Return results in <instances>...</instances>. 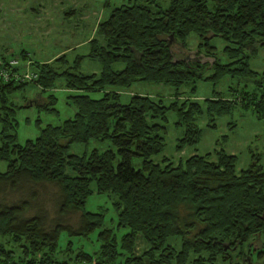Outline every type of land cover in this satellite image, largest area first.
Segmentation results:
<instances>
[{
  "label": "trees",
  "instance_id": "trees-1",
  "mask_svg": "<svg viewBox=\"0 0 264 264\" xmlns=\"http://www.w3.org/2000/svg\"><path fill=\"white\" fill-rule=\"evenodd\" d=\"M191 32L200 39L192 51L185 42ZM213 36L224 41L228 60L216 56ZM87 43V52L72 59L66 51L35 59L23 48L0 55L1 65L17 57V65L6 66L37 73L33 80L0 77V159L6 161L0 170V264H237L246 256L264 261V240L258 247L253 243L264 235V166L257 155L239 170L237 155L222 145L214 147L215 158L210 151L176 164L152 157L164 147L160 120L169 109L184 125L177 147L199 140L196 112L205 110L213 120L239 105L264 118V66L257 70L249 62L264 45V0H128L109 8ZM85 57L96 58L100 70L81 71ZM228 75L242 81L228 86L230 96L213 90L202 102L192 94L182 97L183 84L195 90L198 79L215 84ZM59 78L73 91L66 96L74 113L57 124L37 122L38 134L19 142L13 114L22 105L11 96L28 84L54 87ZM138 80L173 85L168 104L147 93L120 101L119 89ZM94 91L100 95L92 96ZM54 99L49 94L43 106L53 108L48 104ZM91 139L108 146L68 151L71 143ZM45 183L58 187L53 212L32 202V186ZM26 189L30 198L21 195ZM106 191L116 195L117 229L126 228L119 236L103 226L102 211L84 209L90 194ZM75 211L76 224L67 220ZM96 228L97 246L89 250L81 240ZM139 237L144 245L137 252Z\"/></svg>",
  "mask_w": 264,
  "mask_h": 264
},
{
  "label": "rangeland",
  "instance_id": "rangeland-1",
  "mask_svg": "<svg viewBox=\"0 0 264 264\" xmlns=\"http://www.w3.org/2000/svg\"><path fill=\"white\" fill-rule=\"evenodd\" d=\"M124 1L128 0H0V55L9 56L23 48L29 50L28 54L35 59H52L61 51H66L67 56L72 59L77 53L87 52L89 47L87 40L93 34L96 22L106 16L111 6ZM161 1L163 4L168 2V0ZM70 8L73 9L69 13ZM199 41L198 35L194 32L189 33L185 39L186 46L191 51L197 48ZM209 42L215 46L216 56L221 61L228 60L223 51L224 41L219 36H213ZM249 62L257 70L263 68L264 45H259L257 50L251 53ZM100 68L101 65L96 58L85 57L80 63V70L83 72H97ZM241 82L240 77L228 75L215 84L210 79H198L195 90H191V84H183L179 89L184 91L182 97L192 94L194 100L202 102L203 98L209 96L213 90L222 91L224 95L230 96L228 86H236ZM248 82L250 83L249 80ZM61 84L60 78L57 79L54 87L44 90L37 85L28 84L11 96L15 104L22 105L13 114L17 122L15 129L19 142L38 134L37 122L40 126L46 123L57 124L74 113L75 107L67 102L66 96L73 91L67 90ZM119 90L122 102H126L132 93H147L155 99L161 98L164 104H168L175 87L166 83L138 80L129 87ZM49 94L55 96L54 101L48 104L53 108L43 106V103L48 102ZM90 94L99 96L100 92L94 91ZM26 103L29 105L26 106ZM194 117L196 124L201 128L199 140L195 144L177 147L180 137L184 134V125L177 123V114L173 109L167 111L166 119L160 120L163 124L164 147L159 153L152 155L155 161H161V158L166 156L176 164L193 152L209 151L211 157L215 158L214 147L222 145L227 152L237 155V170L246 167L253 155H257L259 163L264 166V118H258L251 109H244L239 105L228 113L215 115L213 120L209 119L205 110L194 113ZM211 122L214 125H211ZM216 141L219 143L217 144ZM107 146V141L91 139L87 143H71L68 151L82 153L93 147ZM133 162L135 166H139L140 160L135 158ZM5 168L6 161L0 159V170ZM32 188L36 193V199L32 200L33 204L42 205L53 212L58 187L52 183H45L34 184ZM21 195L30 198L27 189L23 190ZM115 199L116 195L112 192H94L88 196L84 209L102 211L103 226L113 228L119 236L126 228L116 227ZM33 210L32 208L30 211ZM78 219V211L71 212L67 217V220L74 224ZM96 233L97 228L90 233L89 239L81 240L89 250L97 246L94 241ZM261 240H264V235L256 237L253 240L254 245L260 246ZM143 245L144 241L139 238L138 247L141 249ZM253 259L256 260L255 257ZM257 260L261 261V259Z\"/></svg>",
  "mask_w": 264,
  "mask_h": 264
},
{
  "label": "built area",
  "instance_id": "built-area-1",
  "mask_svg": "<svg viewBox=\"0 0 264 264\" xmlns=\"http://www.w3.org/2000/svg\"><path fill=\"white\" fill-rule=\"evenodd\" d=\"M19 62L17 57L10 58L8 60L9 65H17ZM28 62V61H27ZM7 64H0V77L4 80L16 79V80H33L36 78L37 73L32 71L28 66L18 70H12Z\"/></svg>",
  "mask_w": 264,
  "mask_h": 264
},
{
  "label": "flooded vegetation",
  "instance_id": "flooded-vegetation-1",
  "mask_svg": "<svg viewBox=\"0 0 264 264\" xmlns=\"http://www.w3.org/2000/svg\"><path fill=\"white\" fill-rule=\"evenodd\" d=\"M251 261L257 262L259 260L251 259ZM259 262L264 263V261H259ZM237 264H247V257H245V259H241Z\"/></svg>",
  "mask_w": 264,
  "mask_h": 264
},
{
  "label": "water",
  "instance_id": "water-1",
  "mask_svg": "<svg viewBox=\"0 0 264 264\" xmlns=\"http://www.w3.org/2000/svg\"><path fill=\"white\" fill-rule=\"evenodd\" d=\"M246 257H247V264H264V263H261V262H259V261H257V262H253V261H251L250 256H246Z\"/></svg>",
  "mask_w": 264,
  "mask_h": 264
},
{
  "label": "crops",
  "instance_id": "crops-1",
  "mask_svg": "<svg viewBox=\"0 0 264 264\" xmlns=\"http://www.w3.org/2000/svg\"><path fill=\"white\" fill-rule=\"evenodd\" d=\"M73 9V8H72ZM62 52V51H61ZM44 59V58H43ZM45 59H51V58H45ZM140 238V237H139ZM139 238L137 239V241L139 240ZM141 239V238H140ZM138 249H140L139 247H137V252L139 251Z\"/></svg>",
  "mask_w": 264,
  "mask_h": 264
}]
</instances>
